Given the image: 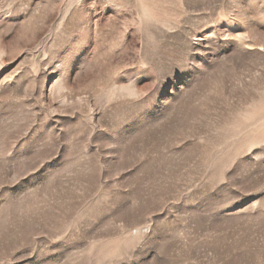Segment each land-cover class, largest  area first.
I'll return each instance as SVG.
<instances>
[{"label":"rangeland","instance_id":"rangeland-1","mask_svg":"<svg viewBox=\"0 0 264 264\" xmlns=\"http://www.w3.org/2000/svg\"><path fill=\"white\" fill-rule=\"evenodd\" d=\"M0 264H264V0H0Z\"/></svg>","mask_w":264,"mask_h":264},{"label":"bare ground","instance_id":"bare-ground-1","mask_svg":"<svg viewBox=\"0 0 264 264\" xmlns=\"http://www.w3.org/2000/svg\"><path fill=\"white\" fill-rule=\"evenodd\" d=\"M201 40V39H200Z\"/></svg>","mask_w":264,"mask_h":264}]
</instances>
